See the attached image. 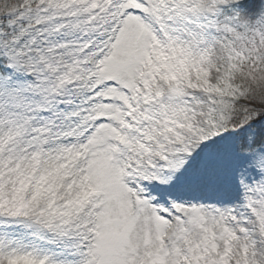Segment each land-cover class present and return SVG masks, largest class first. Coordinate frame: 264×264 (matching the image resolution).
<instances>
[{
	"label": "snow or ice",
	"instance_id": "snow-or-ice-1",
	"mask_svg": "<svg viewBox=\"0 0 264 264\" xmlns=\"http://www.w3.org/2000/svg\"><path fill=\"white\" fill-rule=\"evenodd\" d=\"M0 264H264V0H0Z\"/></svg>",
	"mask_w": 264,
	"mask_h": 264
}]
</instances>
